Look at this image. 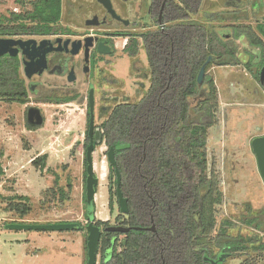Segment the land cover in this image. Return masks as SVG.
Segmentation results:
<instances>
[{"label": "trees", "instance_id": "obj_1", "mask_svg": "<svg viewBox=\"0 0 264 264\" xmlns=\"http://www.w3.org/2000/svg\"><path fill=\"white\" fill-rule=\"evenodd\" d=\"M17 2L21 12H10L0 18V38L68 32L61 25L62 0ZM202 2L150 0L156 29L127 35L123 50L131 60L135 61L141 47L144 49L149 85L138 101L117 103L112 107L99 126L101 142H94V150L102 144L107 150L129 145L128 149L115 150L114 158L121 179L120 191L123 198H127V228L130 230L127 234L108 232L109 221L94 219L93 225L101 229L96 251L98 264H210V261L224 264L227 258L238 257L251 249L264 251V243L257 235L229 234L228 230L234 227L231 221L222 222L213 235L216 207L222 203L223 196L215 163L210 166L208 163L207 135L217 124L218 95L212 76L205 73L200 85L197 77L202 66L206 72L211 64L237 66L240 61L233 45L226 43L216 31L192 20L199 13ZM163 4L161 23L158 24V13ZM239 18L233 14L227 19L237 22ZM232 29L238 39H246L252 47L249 50L259 54L258 71L253 73L259 82V69L264 68V19L255 27L242 22ZM250 56L244 67L252 72L256 57ZM19 68L17 57H0V100L7 104L25 105L29 101ZM190 99H197L193 107L196 119H190ZM73 100V97L50 95L43 102L59 105ZM27 129L32 128L27 126ZM90 143L85 134L82 144L84 210L85 155ZM47 159V154H41L31 161V165L43 171ZM108 169L109 214L115 216L117 213L115 225L125 227L124 214L118 206L115 167L108 164ZM3 176L0 163V181ZM59 180L58 174L53 173V184L48 192L62 203L70 199L72 186L67 182L64 189L59 186ZM97 188L95 185V193ZM0 202L5 204L3 211L14 219L31 216L32 204L25 196L0 195ZM84 217L87 220L85 213ZM250 217L244 218L243 223L256 224L258 229L264 224L259 217L251 214ZM75 223L81 225L80 231L84 230V225ZM151 226L154 231L148 230ZM85 233L87 237L86 230ZM84 245L86 253V239ZM241 264L254 262L245 260Z\"/></svg>", "mask_w": 264, "mask_h": 264}, {"label": "rangeland", "instance_id": "obj_2", "mask_svg": "<svg viewBox=\"0 0 264 264\" xmlns=\"http://www.w3.org/2000/svg\"><path fill=\"white\" fill-rule=\"evenodd\" d=\"M18 0H0V18L10 12H21ZM117 5L120 0H112ZM146 0H127V10L135 13L137 3ZM144 6V4H143ZM29 8V6H27ZM141 10H144L142 8ZM138 11V10H137ZM127 12V19L134 15ZM143 13V11H142ZM94 14L102 16L103 11L96 0H62L61 25L82 34L92 30L84 26V21ZM236 14L237 22L228 20ZM209 16H215L210 19ZM208 17V18H207ZM243 17L247 19L244 21ZM228 18V19H227ZM264 19V0H203L199 13L192 20L216 31L225 42L233 45L240 61L237 66L209 65L206 73L212 76L218 95L217 124L209 129L207 135V157L209 166L215 163L223 201L216 207V231L224 221H231L233 228L229 234L235 236L257 235L264 243V224L258 229L256 224L243 223L250 214L264 222V184L258 173L255 156L251 150V140L264 135V87L255 80L253 73L258 66H251L252 72L244 66L251 56L246 50L252 47L245 38L238 39L232 26L248 23L255 27ZM94 29V28H93ZM126 39H117L116 52L107 60L113 76L121 80L118 97L112 108L122 102L138 101L149 85V73L144 49L131 60L123 51ZM260 56L256 50L249 51ZM78 89L85 92L86 86ZM77 90V89H76ZM113 92H108L111 98ZM105 96H100L101 103ZM197 99H190V119H196L193 112ZM100 104L99 100L97 104ZM7 104L0 100V163L4 176L0 181V195H21L32 204L31 216L26 224H49L58 221L80 222L86 224L82 201L83 193V150L85 130V105L79 100L57 105L45 104L41 107L44 124L39 130L29 132L25 125L26 107ZM99 120L98 123H100ZM102 144L93 154L94 176L98 179L95 195V219L109 221L114 225V217L108 209V163ZM41 154H47V166L40 171L31 161ZM53 173L60 177L59 186H72L70 199L60 202L49 194L53 184ZM0 202V264H84L85 239L83 231H17L3 226L14 219L4 212ZM249 208V209H248ZM248 210L250 212H248ZM32 221V222H30ZM122 238V237H121ZM250 260L254 264H264V251L250 250L235 258H227L224 264H241ZM99 255L97 256V264Z\"/></svg>", "mask_w": 264, "mask_h": 264}, {"label": "flooded vegetation", "instance_id": "obj_3", "mask_svg": "<svg viewBox=\"0 0 264 264\" xmlns=\"http://www.w3.org/2000/svg\"><path fill=\"white\" fill-rule=\"evenodd\" d=\"M120 1L121 4L117 5L110 0L112 9L117 18L112 17L106 9L96 1L101 7L103 14L100 17L94 14L91 18L84 21V26L86 28H91V31L88 30L80 34L75 30L64 27L68 29V32L64 34L9 38L16 41L32 40L34 42V45L31 44L23 48L19 45L13 46V49L17 50L15 57L20 61L19 74L28 92L29 101L25 105L29 103L35 104L34 107H26L24 115L26 127L29 126L27 120L29 108H37L40 111L44 124V116L41 107L48 103H44L43 100H47L50 95H56L58 97L67 96L73 97V101L79 100L85 105L84 136L85 134L88 136L90 103L92 101L94 119L93 138L96 133L101 136L102 130H100L99 126L102 121L106 119L108 112L112 109L110 105L105 104L116 101V97H118L116 93L117 91L119 93V89L121 88L120 83L122 82L113 76L109 68L111 64L107 60L109 57L114 56L116 52V40L121 38L126 39L125 41L127 43V35L129 36L156 29L150 11V0H146L145 3H142V1L141 3H137L138 5L136 7L138 9L135 10V13H132L131 10H127V0ZM163 7L164 4L161 6L158 13V24L161 23ZM142 8H144V10H141ZM127 12H131L134 15L133 20L127 19ZM93 17H97L98 23L96 25H87V20ZM226 36L227 35H225V37ZM87 38H91L88 45H86ZM100 50L106 52L104 53ZM249 51L248 49L246 50L249 55L256 57V55L251 54ZM259 63L260 61H255L253 65L257 67ZM261 69L264 68L261 67L259 69V76ZM80 85L86 86L85 92L78 89ZM262 86L264 87V84ZM108 92H113V96L109 99L108 97L110 96H107ZM102 95L105 97L102 99L103 102L101 103L100 96ZM121 98L123 100L122 102H127V95L121 96ZM98 100L100 104H97ZM99 120H101L100 123H98ZM42 126H29L32 128L29 132L32 130H39ZM87 221L88 219L84 225V230H86ZM124 223L126 224L124 228H127V212L124 214ZM115 224L116 223L110 225V227L120 226ZM124 234H127V232ZM125 237H127V235H125ZM85 261L87 263V260Z\"/></svg>", "mask_w": 264, "mask_h": 264}, {"label": "water", "instance_id": "obj_4", "mask_svg": "<svg viewBox=\"0 0 264 264\" xmlns=\"http://www.w3.org/2000/svg\"><path fill=\"white\" fill-rule=\"evenodd\" d=\"M100 5L103 6L104 9L112 16L116 17L115 12L112 9V5L110 0H96ZM98 23L97 17H93L90 20H87V25H96ZM86 45H88L91 41V38L86 39ZM31 44L34 45V42L32 40L27 41H21V40H14L9 38H0V57L3 55H10L15 56L17 53L16 49H13V46L19 45L21 48L28 47ZM102 52H106L103 50H100ZM209 61V59H208ZM205 74V67L202 66L198 77H197V83L200 85L202 83L203 76ZM260 84H264V69H261L260 71ZM27 120L30 127H40L43 125V117L40 113V111L37 108H29L27 112ZM94 119H93V103L91 101L90 103V117H89V130H88V136L91 140V143L86 149V181H85V197H86V203H85V215L88 219L86 231H87V237H86V256H87V263L86 264H97V247L101 236V229L95 225L94 219H95V208H94V197H95V185L98 184V179L94 176V166H93V157L92 154L94 152V143H100L101 142V136L100 134L96 133L93 138V132H94ZM251 150L255 156L256 164L258 173L263 181L264 184V135L255 137L251 140L250 143ZM129 145H120L115 148H109L106 153V159L107 163L113 167H115V174H116V193H117V199H118V206L119 211L121 214L128 213L127 208V199L123 198L122 193L120 191V175L119 172L116 169V162L114 158V152L121 151L128 149ZM5 229L8 230H17V231H71L73 229L80 230L81 226L78 223L75 222H67V223H49V224H25V223H9L6 224ZM133 229H139V228H133ZM130 230V228H124L121 226H113L106 228V231L108 232H119V233H126ZM148 230L154 231V226H151L148 228ZM219 262L222 261V256L218 260ZM210 264H217L215 261H210Z\"/></svg>", "mask_w": 264, "mask_h": 264}, {"label": "crops", "instance_id": "obj_5", "mask_svg": "<svg viewBox=\"0 0 264 264\" xmlns=\"http://www.w3.org/2000/svg\"><path fill=\"white\" fill-rule=\"evenodd\" d=\"M42 126V125H41ZM96 195V194H95ZM94 204H95V197H94ZM96 216V215H95ZM30 217H32V216H28V217H26L25 219H22V220H18V221H16V222H22V223H25V222H27L26 221V219H28L29 220V218ZM15 221V220H14ZM14 221H11L10 223H13ZM30 222H32V221H30ZM15 223V222H14ZM56 223H67L66 221H58V222H56ZM26 224V223H25ZM30 224H32V223H30ZM5 226V225H4ZM71 231H73V230H71ZM79 231V230H78Z\"/></svg>", "mask_w": 264, "mask_h": 264}]
</instances>
